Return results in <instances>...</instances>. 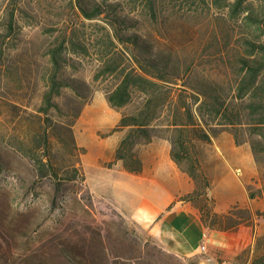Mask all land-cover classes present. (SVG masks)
I'll use <instances>...</instances> for the list:
<instances>
[{"label":"rangeland","instance_id":"rangeland-1","mask_svg":"<svg viewBox=\"0 0 264 264\" xmlns=\"http://www.w3.org/2000/svg\"><path fill=\"white\" fill-rule=\"evenodd\" d=\"M79 3L100 13L89 17ZM246 3L248 8L232 15L211 0H0V264H202L199 256L164 250L146 229L96 196L91 187L110 192L113 187L100 179L105 171L88 159L75 127L89 119L92 128L78 132L93 151L105 138L109 144L103 147L110 152L116 137L126 133L110 131L133 105L112 107L107 93L117 81L110 68L133 67L134 53L169 60L170 70L182 75L175 86L188 96L214 79L227 93L226 81L241 68V59L264 56V0ZM119 26L143 46L120 38L112 43L108 31ZM53 49L62 57L58 76L69 85L62 86L53 100L59 106L51 104L46 115ZM45 126L53 168L42 166L48 152L35 140ZM208 131L216 140L233 135L231 128L218 125ZM165 134L159 129L154 138ZM211 143L196 141L207 168L215 162ZM242 144L251 149L249 142ZM254 162L258 174L250 184L261 186ZM75 166L80 173L73 178ZM258 211L254 216L263 218L264 211ZM262 253L255 249L252 259Z\"/></svg>","mask_w":264,"mask_h":264},{"label":"trees","instance_id":"trees-1","mask_svg":"<svg viewBox=\"0 0 264 264\" xmlns=\"http://www.w3.org/2000/svg\"><path fill=\"white\" fill-rule=\"evenodd\" d=\"M211 5L218 8L228 7L232 15L248 8L246 0H211ZM79 6L89 17L100 13L99 9L90 12L83 4L79 3ZM261 8L264 12V4ZM248 18H253V15H248ZM117 28L120 26L116 27L115 31H108L112 43H115L114 38H120L136 46H143L137 35H124L121 29ZM249 43L252 46L254 44L252 41ZM253 51L255 50L252 49ZM134 57L136 65L133 67L121 68V65L117 64L110 68L116 72L117 81L107 93L108 102L119 110L133 105L131 111H122L118 124L110 131L112 133L126 129L115 150V158L122 160L130 172L142 171L143 162L135 147L140 142L151 141L157 130H165L166 138L172 143V157L195 182L194 190L181 195L179 200L190 201L200 209L199 224L217 230H233L244 223L254 224V215H260V212L253 211L250 207L235 204L224 213L215 210L216 201L209 194L211 181L198 157L196 141L210 142L211 134L208 129L218 125L231 128L236 143L249 142L260 167L263 183L261 186L248 184L247 188L251 198L264 197V56L253 59L243 57L241 68L226 81L230 85L227 93L218 90V81L214 79L213 82L204 81L203 88L192 92L191 96L184 94L182 87L175 86L179 84L182 75L178 70H170L169 60L144 58L135 53ZM52 58L54 72L50 86L45 91L48 104L42 110L46 115L50 106H59L53 100L60 94L62 86L69 85L68 79H60L58 76L62 67L60 52L53 49ZM49 131V127L45 126L43 135L35 138L42 143L41 149L45 153L48 152L46 157L40 159L44 168H53L52 159L48 155L51 149ZM241 134H246L247 138L242 139ZM70 139L76 149L77 143L72 129ZM83 150L85 152L86 148L83 147ZM79 173L80 169L75 166L73 178ZM55 174L59 176L57 172ZM262 238L264 239V235L257 238L255 249H262L263 253L256 255L249 264H264ZM249 251L250 249L244 251L240 258Z\"/></svg>","mask_w":264,"mask_h":264},{"label":"crops","instance_id":"crops-1","mask_svg":"<svg viewBox=\"0 0 264 264\" xmlns=\"http://www.w3.org/2000/svg\"><path fill=\"white\" fill-rule=\"evenodd\" d=\"M88 121L76 125L77 138L88 149V159L93 158L92 162L105 171V177L100 179L113 187V192L95 191L91 187L97 197L112 202L125 218L146 229L166 251L180 256H199L202 264H241L244 258L246 264L252 261L257 238L264 234V217L254 216V224L244 223L233 230L202 227L200 209L190 201L179 200L181 195L194 190L195 182L172 157V143L168 138H154L140 149L135 147L143 168L134 173L115 158V150L124 135L116 137L110 152L103 147L109 144L105 138L93 151L78 132L82 126L92 128ZM211 141L216 146L213 149L215 162L211 168L201 163L211 181L209 194L216 201L215 210L224 213L240 204L253 211H264V197L251 198L247 188L258 174L250 147L237 144L229 134L217 140L211 135ZM105 161H112V165H104ZM247 249L250 251L240 258Z\"/></svg>","mask_w":264,"mask_h":264},{"label":"built area","instance_id":"built-area-1","mask_svg":"<svg viewBox=\"0 0 264 264\" xmlns=\"http://www.w3.org/2000/svg\"><path fill=\"white\" fill-rule=\"evenodd\" d=\"M237 172H238V174H241V170H238ZM203 248H205V246H203Z\"/></svg>","mask_w":264,"mask_h":264}]
</instances>
